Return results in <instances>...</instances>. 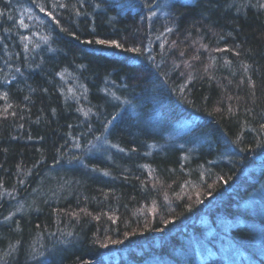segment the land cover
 <instances>
[{
	"label": "trees",
	"instance_id": "16d2710c",
	"mask_svg": "<svg viewBox=\"0 0 264 264\" xmlns=\"http://www.w3.org/2000/svg\"><path fill=\"white\" fill-rule=\"evenodd\" d=\"M260 4L0 0V264H264Z\"/></svg>",
	"mask_w": 264,
	"mask_h": 264
},
{
	"label": "snow or ice",
	"instance_id": "6c2138e0",
	"mask_svg": "<svg viewBox=\"0 0 264 264\" xmlns=\"http://www.w3.org/2000/svg\"><path fill=\"white\" fill-rule=\"evenodd\" d=\"M82 2H83V0H81V3H82ZM36 6L39 7V9H40L41 12H46V14H47L48 16L52 17V19L56 22V24H59V20H56V18H55V16H54L53 12H51V11H47L46 8H45L44 6H42V5H40V4H37ZM67 6H68V5L63 4V3H60V4H53V7H54V8H55V7L66 8ZM259 6H260V7H264V4H260ZM76 14H77V15L80 14L79 10H77V13H76ZM153 15H154V13H153ZM24 26L26 27L27 25H24ZM88 42H89V43H92V41H88ZM95 43H98V44H110V45H115L116 47H123V45L119 44V43H118L117 41H115V40L106 41V40L97 39V40L95 41ZM132 51H134V52H139L140 49H139V48H133Z\"/></svg>",
	"mask_w": 264,
	"mask_h": 264
}]
</instances>
